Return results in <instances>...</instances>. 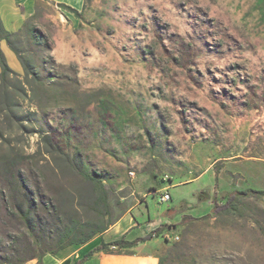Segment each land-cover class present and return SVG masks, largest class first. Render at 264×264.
<instances>
[{"label":"rangeland","instance_id":"374dc122","mask_svg":"<svg viewBox=\"0 0 264 264\" xmlns=\"http://www.w3.org/2000/svg\"><path fill=\"white\" fill-rule=\"evenodd\" d=\"M0 20V260L82 256L139 199L156 221L264 192V0H14ZM180 221L100 252L264 264V196Z\"/></svg>","mask_w":264,"mask_h":264},{"label":"crops","instance_id":"0c3cea01","mask_svg":"<svg viewBox=\"0 0 264 264\" xmlns=\"http://www.w3.org/2000/svg\"><path fill=\"white\" fill-rule=\"evenodd\" d=\"M16 1H22V0H16ZM25 1H30V0H25ZM49 1L54 3H63L69 6H73L75 8L81 7V5L83 4V0H49ZM13 2L14 0H0L1 4H8ZM206 172H203L198 177L187 179L181 182H175L170 186H164L163 189H166L167 192L170 193L169 190L173 187L197 182L204 174H206ZM163 189L158 188L155 192H159L160 190ZM142 197H145V195H143ZM171 199L172 198L170 197V200L168 202H170ZM211 208H212V204H211ZM189 209H191L190 204L181 201L179 202L178 207H175L164 213V220L159 219L155 221L150 217V214L148 212L147 201L145 199H141V200L139 199L137 201V204L127 208L125 212L119 217V219L114 224H112L108 230L104 232L101 239L105 243H109L119 239L123 234H126V239L128 241H132L136 238L145 236L147 233L156 229L160 225H169L174 219L180 220L182 215H188L194 218H198L209 214L206 213L198 216H193L188 212ZM174 214H176L175 218L171 219V216H173ZM152 241H154V239L150 241H146L144 243H139L136 247L132 249L135 250L139 246H143L148 242H152ZM83 255L82 256L78 255L75 256L74 258H72L70 255L67 256L62 255V253L61 254L59 253L55 256H44L41 259V264H63L64 262H68V264H75L83 257ZM150 260L151 259L147 257H141L137 255H112V254H104L103 252H96L82 264H149ZM23 264H37V261L35 259H32Z\"/></svg>","mask_w":264,"mask_h":264},{"label":"trees","instance_id":"16d2710c","mask_svg":"<svg viewBox=\"0 0 264 264\" xmlns=\"http://www.w3.org/2000/svg\"><path fill=\"white\" fill-rule=\"evenodd\" d=\"M72 12L77 14L76 11L72 10ZM2 40L8 42L9 39H8V36L5 33L4 29H3V26H2V23L0 20V41H2ZM8 73H9V68L7 66V63L5 61V58L2 54V52L0 51V80H4ZM84 177H85V179H87L91 183L99 184V182L96 180V177H94V176H84ZM202 194L203 193H201L198 196V198H201ZM252 195L264 196V192L255 191L252 189H248V190H244V191H232V192H229L226 194L223 202H219L218 200H216V198H213V199H211L212 208H211V211L209 213V216L215 217L221 213L227 212L233 208L234 203L236 201H238L239 199H242V198L250 197ZM30 205L31 204L28 205L27 210H25L24 212L22 211L21 216L29 217L31 210H32V207H31L32 205L31 206ZM195 220H196V218H194L192 216L182 215L180 223L182 225H184L186 223H190V222L195 221ZM171 227H172L171 225H160L156 229L147 233L145 236L136 238L132 241H128L126 239V234H123L119 239L112 241V242H109V243H105L102 239H100L99 243L94 248H92L87 253H85L83 255V257L79 261H77L75 264H82L83 262L88 260L96 252L108 250L111 248L112 249H118V250L134 248L139 243H144L146 241H150V240H153V239L159 237L160 234L165 229H167V228L169 229ZM105 230H107V228L103 229L102 232H104ZM84 242L85 241H82L81 243H84ZM31 259H34V257H32ZM0 264H23V262L22 261L0 260ZM63 264H68V262H64Z\"/></svg>","mask_w":264,"mask_h":264},{"label":"built area","instance_id":"2783aa9c","mask_svg":"<svg viewBox=\"0 0 264 264\" xmlns=\"http://www.w3.org/2000/svg\"><path fill=\"white\" fill-rule=\"evenodd\" d=\"M169 200H170L169 193L167 192L166 189H163L162 193L158 195L159 203H165V202H168ZM173 240L177 241L178 240V236L173 237Z\"/></svg>","mask_w":264,"mask_h":264}]
</instances>
